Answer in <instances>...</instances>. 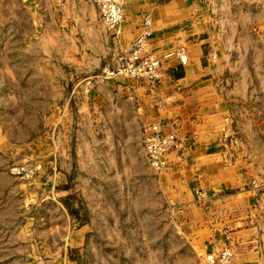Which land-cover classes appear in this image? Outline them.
<instances>
[{"label":"crops","instance_id":"obj_1","mask_svg":"<svg viewBox=\"0 0 264 264\" xmlns=\"http://www.w3.org/2000/svg\"><path fill=\"white\" fill-rule=\"evenodd\" d=\"M145 15L152 19L147 50L161 59L155 85L100 78L114 32L93 0H0L1 141L39 161L34 182L48 188L41 197L57 202L58 212L61 196L85 194L77 179L56 188L73 165L89 181L98 161L125 163L158 178L164 212L176 215L201 261L230 246L232 264H264V203L253 184L264 163V114L253 106V87L264 94V0H126L119 46L137 36ZM151 123L175 135L159 175L142 141ZM195 190L208 200L199 203ZM54 215L42 224L59 225ZM93 224L69 228L61 241L46 233L44 256L55 264L66 244L80 248Z\"/></svg>","mask_w":264,"mask_h":264},{"label":"rangeland","instance_id":"obj_2","mask_svg":"<svg viewBox=\"0 0 264 264\" xmlns=\"http://www.w3.org/2000/svg\"><path fill=\"white\" fill-rule=\"evenodd\" d=\"M253 88L254 96L258 97L253 103L254 110L264 114V94L258 87ZM0 110V264H52L44 256L48 253L47 246H41L46 233L57 234L61 237L59 241L68 239L70 229L82 228L90 219L94 223L87 230L90 240L80 248L66 244L55 264H205L204 258L200 259L204 253L189 245L176 215L164 212L158 178L154 183L147 173L138 174L125 163L105 168L98 161L89 181H82L87 176L73 165L71 178L67 176L66 182L56 188L66 189L77 179L79 192L85 194L61 196L58 212L57 202L41 197L48 188L38 187L34 182L42 170L39 161L1 141L6 129L2 125L3 108ZM261 123L264 125V121ZM22 165L40 168L32 179L26 180L11 173L12 168ZM257 176L256 188L262 193L264 163ZM155 191L156 197L152 195ZM26 207L32 209L25 211ZM48 213H55L54 220L59 225L42 224L41 218L48 219ZM46 244L58 251L63 249V243L57 241Z\"/></svg>","mask_w":264,"mask_h":264},{"label":"built area","instance_id":"obj_3","mask_svg":"<svg viewBox=\"0 0 264 264\" xmlns=\"http://www.w3.org/2000/svg\"><path fill=\"white\" fill-rule=\"evenodd\" d=\"M93 2L98 9L102 23L114 32L110 63L102 67L100 78L111 79L123 76L155 85L162 77V69L161 59L147 50L151 35V17L149 15L143 17L139 33L123 48L119 46L118 36L124 19L126 0H93ZM175 54L182 64L186 63L184 45H179ZM142 141L147 164L156 173H161L167 165L166 155L175 145V135L164 133L159 123H151L142 128ZM39 168V165L15 166L11 169V173L28 180L35 176ZM253 184L255 187L258 186L255 182ZM195 194L199 203L206 202L209 198L202 190H195ZM259 200L264 203V192L260 193ZM233 256L232 247L225 246L218 253H206L204 260L205 264H232Z\"/></svg>","mask_w":264,"mask_h":264}]
</instances>
